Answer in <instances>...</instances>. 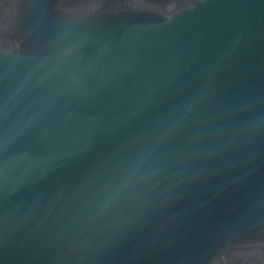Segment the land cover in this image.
<instances>
[{
	"label": "water",
	"instance_id": "water-1",
	"mask_svg": "<svg viewBox=\"0 0 264 264\" xmlns=\"http://www.w3.org/2000/svg\"><path fill=\"white\" fill-rule=\"evenodd\" d=\"M0 264H264V0H0Z\"/></svg>",
	"mask_w": 264,
	"mask_h": 264
}]
</instances>
